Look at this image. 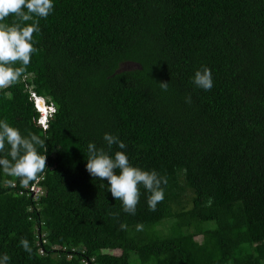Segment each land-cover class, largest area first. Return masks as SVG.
<instances>
[{"label":"trees","instance_id":"obj_1","mask_svg":"<svg viewBox=\"0 0 264 264\" xmlns=\"http://www.w3.org/2000/svg\"><path fill=\"white\" fill-rule=\"evenodd\" d=\"M39 23L26 80L0 89V119L47 137L38 204L0 170L10 264H264V0H55ZM203 66L211 91L192 83ZM28 85L55 106L46 129ZM105 132L167 178L155 211L141 189L124 213L89 175Z\"/></svg>","mask_w":264,"mask_h":264},{"label":"clouds","instance_id":"obj_2","mask_svg":"<svg viewBox=\"0 0 264 264\" xmlns=\"http://www.w3.org/2000/svg\"><path fill=\"white\" fill-rule=\"evenodd\" d=\"M54 6L55 0H0V89L10 88L21 79L26 80L27 75L24 73L32 55L37 52L33 34L41 31L39 21L47 19L54 11ZM10 16L14 17L13 22L5 23ZM192 83L199 89L211 91L214 87L212 70L207 66L197 69ZM160 86L163 91L169 87L168 82H160ZM27 89L39 114L36 123L46 129L56 111L55 106L34 91L33 85H28ZM191 99L189 95L185 102L191 103ZM46 138L31 132L24 135L7 119H0V170L7 176L18 178L24 186L17 189V193L30 197L36 204L45 192L38 176L47 168ZM102 139L104 147H98L95 142L87 144L86 170L89 175L100 181L102 187L107 186L112 197L121 202L124 213L136 215L141 189L149 194L148 209L155 211L165 198L163 185L167 184V178L154 169L146 170L133 165L125 151L127 145L118 135L105 132ZM114 146L119 150L113 151ZM15 187L16 184L11 185V188ZM208 203L211 204V198ZM126 227L121 224L122 229ZM136 229L142 230L143 225L138 224ZM20 246L29 255L32 254L28 239L22 238ZM67 256L70 257V253L67 252ZM82 260L86 263L90 259ZM10 261L11 257L7 253H0V264H10ZM90 261L93 262L94 258L91 257Z\"/></svg>","mask_w":264,"mask_h":264},{"label":"rangeland","instance_id":"obj_3","mask_svg":"<svg viewBox=\"0 0 264 264\" xmlns=\"http://www.w3.org/2000/svg\"><path fill=\"white\" fill-rule=\"evenodd\" d=\"M129 66H131V65H129ZM45 241H47V240L44 239L43 243H45ZM40 253H41V255H45V252L44 251H41Z\"/></svg>","mask_w":264,"mask_h":264}]
</instances>
